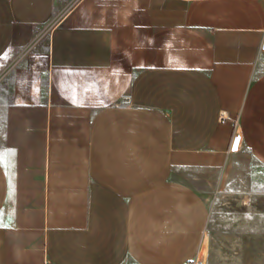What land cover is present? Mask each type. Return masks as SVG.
<instances>
[{
    "label": "crops",
    "instance_id": "obj_1",
    "mask_svg": "<svg viewBox=\"0 0 264 264\" xmlns=\"http://www.w3.org/2000/svg\"><path fill=\"white\" fill-rule=\"evenodd\" d=\"M263 206L264 0H0V264H253Z\"/></svg>",
    "mask_w": 264,
    "mask_h": 264
},
{
    "label": "rangeland",
    "instance_id": "obj_2",
    "mask_svg": "<svg viewBox=\"0 0 264 264\" xmlns=\"http://www.w3.org/2000/svg\"><path fill=\"white\" fill-rule=\"evenodd\" d=\"M250 165H254V163H250L248 161V159H244L243 161L242 160H239L237 162H232V163H229L228 164V171L225 173L224 177L226 176L228 178V176H232V180L236 179L238 177L237 180H239V178L241 176H244V175H238V174H235L233 173L232 175H229L228 172L230 171L229 168L231 167H234L235 170L237 169L238 170V166H250ZM232 170V169H231ZM242 178V177H241ZM208 202H209V205H210V223H209V227L211 228H214L215 227V224L217 223L216 220L219 216V200L217 198V196L215 198H213L212 196H210V198H208ZM264 207V206H263ZM209 241H212L213 238H212V234L209 233L208 231V234L206 235V238H205V242H204V246H206L207 244H209ZM255 240H260V239H255L254 238V242ZM260 244V243H259ZM262 244L264 246V238H263V241H262ZM240 250V249H239ZM246 253L244 249H242V257H248L250 259H252V262L253 264H259L261 261L262 263H264V249H246ZM204 252V251H203ZM201 252V253H203ZM188 264H202L201 263V260H194L193 262L191 263H188Z\"/></svg>",
    "mask_w": 264,
    "mask_h": 264
},
{
    "label": "bare ground",
    "instance_id": "obj_3",
    "mask_svg": "<svg viewBox=\"0 0 264 264\" xmlns=\"http://www.w3.org/2000/svg\"><path fill=\"white\" fill-rule=\"evenodd\" d=\"M205 245V244H204ZM205 249H204V247L202 248V250H201V252H203Z\"/></svg>",
    "mask_w": 264,
    "mask_h": 264
}]
</instances>
